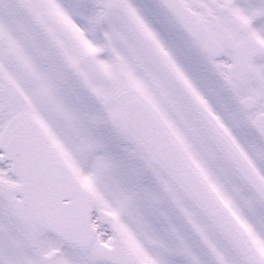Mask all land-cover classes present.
Segmentation results:
<instances>
[{
	"label": "snow or ice",
	"instance_id": "1",
	"mask_svg": "<svg viewBox=\"0 0 264 264\" xmlns=\"http://www.w3.org/2000/svg\"><path fill=\"white\" fill-rule=\"evenodd\" d=\"M0 264H264V0H0Z\"/></svg>",
	"mask_w": 264,
	"mask_h": 264
}]
</instances>
